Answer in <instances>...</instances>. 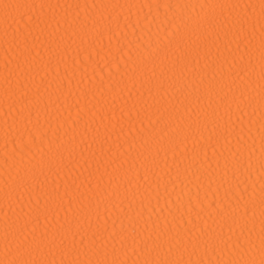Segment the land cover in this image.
Masks as SVG:
<instances>
[{"label": "bare ground", "instance_id": "6f19581e", "mask_svg": "<svg viewBox=\"0 0 264 264\" xmlns=\"http://www.w3.org/2000/svg\"><path fill=\"white\" fill-rule=\"evenodd\" d=\"M261 3L0 0V264H259Z\"/></svg>", "mask_w": 264, "mask_h": 264}, {"label": "snow or ice", "instance_id": "6c2138e0", "mask_svg": "<svg viewBox=\"0 0 264 264\" xmlns=\"http://www.w3.org/2000/svg\"><path fill=\"white\" fill-rule=\"evenodd\" d=\"M261 8L264 9V0H262ZM211 22L208 20L207 17H200L199 15L192 18L191 23L186 25V28H188L193 34H199L201 30H207L210 28ZM261 60L264 62V53L261 55ZM74 139V138H73ZM63 148L64 146L57 141L56 143H53L49 141V148L47 153L44 152L43 148H41V155L40 159L37 161V167L40 169H43L45 167H51L54 163L56 165H62L64 161L63 157ZM28 173L25 174V176L20 177L21 182L24 181ZM70 264H78V262H70ZM83 264H107L106 261L102 260H95V261H85ZM112 264H116L115 261L112 262ZM121 264H124V262H121ZM145 264H152V262L145 261ZM155 264H182V261L179 260H161L158 262H155ZM191 264V262H189ZM226 264H237L235 261H228ZM251 264H255V262H251ZM259 264H264V259H261Z\"/></svg>", "mask_w": 264, "mask_h": 264}]
</instances>
